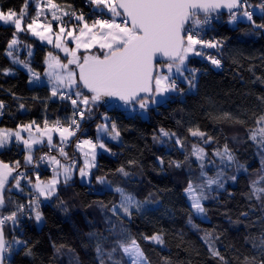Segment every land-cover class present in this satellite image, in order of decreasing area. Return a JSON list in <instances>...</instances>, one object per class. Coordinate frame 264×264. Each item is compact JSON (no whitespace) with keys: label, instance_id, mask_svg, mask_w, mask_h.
Returning <instances> with one entry per match:
<instances>
[{"label":"trees","instance_id":"obj_1","mask_svg":"<svg viewBox=\"0 0 264 264\" xmlns=\"http://www.w3.org/2000/svg\"><path fill=\"white\" fill-rule=\"evenodd\" d=\"M56 3L68 11L83 14L89 21L85 0H56ZM24 4L25 0H0V10L12 9L19 14ZM26 11L25 24L35 16L34 1L28 3ZM262 17L264 15L257 14L254 20L264 23ZM55 29H58L56 24ZM14 31V26L0 25V101L5 105L0 128L15 130L18 125L32 121L44 127L45 120L49 126L57 120L67 124L71 113L69 105L52 97L47 85L30 87L29 75L6 54ZM17 37L22 40L21 45L33 50L30 57L24 51L21 59L31 61V68L43 75L47 54L52 49L27 33H18ZM216 40L223 41L222 47L213 51L214 56L224 61V69L208 61L203 63L200 58L190 59L191 68H200L202 74L191 91L186 82L180 81L184 92L175 96V102L149 109L147 116L137 121L115 111L106 98L91 114L86 113L92 118L85 125L90 127L95 141L97 125L104 123L103 118L107 116L115 122L121 142L107 143L110 153L100 152L89 183L80 181L77 170L75 178L67 184L63 181L59 184L57 194L40 206L43 225L38 227L34 219L26 225L22 240L28 242L33 254L26 255L27 249L18 247L9 264H99L96 245L102 243L106 252L111 250L117 238L109 234L113 225L117 232L123 227L138 240L150 264L166 261L168 264H219L210 257L201 239L205 232L212 234L215 247L228 264H245L246 257L249 261L254 257L255 264H260L264 259V251L258 246L264 234V206L255 197L249 199V185L264 174V155L258 153L248 135L249 129L256 127V118L264 113V103L257 99L264 97V29L257 30L247 21H240L235 26L219 28ZM4 69H9V74L5 75ZM21 103L24 109H20ZM224 113L230 114L231 119H224ZM196 127L213 136L214 141L203 144L199 137L191 136L189 129ZM160 129L176 136L162 137ZM177 137L183 142V148L175 144ZM194 144L207 153L204 170L208 176H215L222 167L219 158L212 153L217 148L222 150L224 144L237 161L224 169V187L213 186V191L206 192L209 197L203 201L206 219L193 214L184 192L189 180L194 184L201 182L199 162L190 155ZM48 149L47 144L43 145L33 155ZM25 153L21 146L14 144L0 153V160L10 164L20 161L18 171L25 172L35 183L34 166H25ZM79 154L76 166L80 168L82 153ZM213 159L215 165L209 163ZM172 162H180L182 167L176 168ZM237 164L243 165V169L238 171ZM120 168L129 175L125 177L118 171ZM232 175L237 176L235 182L229 179ZM52 176L47 174L42 181ZM96 177H105L112 188H124L136 200L148 203L139 212L135 210L130 220L122 214L119 218L113 216L109 209L119 202V194L97 184ZM21 186L23 191L11 192L13 203L3 214L14 211L16 203L26 202L25 194L31 191V185L22 180ZM101 203L108 207L101 208ZM190 218L198 228L191 226ZM153 233H161L165 243L157 245L142 238V234ZM5 234L7 236V232ZM120 255L118 252L116 258Z\"/></svg>","mask_w":264,"mask_h":264},{"label":"snow or ice","instance_id":"obj_2","mask_svg":"<svg viewBox=\"0 0 264 264\" xmlns=\"http://www.w3.org/2000/svg\"><path fill=\"white\" fill-rule=\"evenodd\" d=\"M34 2L36 5L35 16L26 26L23 25V20L27 15L29 0H25L19 14L12 9L7 12L0 10V22L4 25L11 24L15 28L13 37L7 45L6 54L12 58L13 63H19L27 69L30 74V84L43 86L45 81L41 78L40 73L34 71L25 61L13 56V50L20 43L17 34L26 30L41 41L54 44L56 49L63 52L67 60L66 63L61 62L58 55H53L52 52L48 53L45 61L47 70L44 75L47 78V84L51 85V96L56 97L59 94L61 100L71 102L73 118L67 127L62 126L59 120L50 127L48 121L45 120L43 128L36 125L35 121L18 125L15 130L0 128V149L13 142L18 145L22 144L27 153L24 156L26 167L34 163L33 146L43 144L45 137L50 150L57 147L53 144V133L59 134L61 146L58 151L61 156L67 158L63 145L80 130V123L75 117L79 116L80 120H83L85 114H91L93 108L105 98L121 101L124 105L138 104L141 110H147L153 105L164 106L173 103L175 96L184 92V89L178 87L176 79L173 78L174 74L183 78L189 91L194 89L196 73L199 70L187 68L186 61L190 55L206 59L216 68L221 66V59L205 54L204 49L219 50L223 41L205 40L201 36L205 26L210 25L214 18L219 17L221 9L228 10L229 23L243 18L254 29H264V23L258 24L253 19L255 12L248 10L250 7L248 0H89V3L95 5L101 15L109 16L108 19L94 20L91 26L84 21L83 14H76L74 11L62 8L56 3V0H45L43 6L40 0H34ZM258 7L261 13H264V2ZM45 10L51 13L53 21L60 22L58 32H53L51 21L40 22V17L45 16ZM213 13H216L217 16L213 17ZM65 16L74 18L77 24L69 27L63 20ZM116 17H122V19L117 22ZM45 20H47V16H45ZM81 23L82 26H79ZM70 43L75 46L69 47ZM94 48L96 53L92 52ZM81 49H83V54H81ZM158 55L166 58L167 61L159 68L155 64ZM3 72L7 75L10 70L4 69ZM185 72H188L189 75L184 76ZM257 99L264 103V97H257ZM4 107V102L0 101V115L3 114ZM19 107L24 109L25 106L21 103ZM223 118L231 119L228 113H224ZM104 120V123L97 125L96 143L86 139L78 141L76 144L77 149L81 150L85 145L89 146L90 153H85V156L90 154L92 157L91 161L86 158L84 166L78 169L82 180L88 178L91 175V168L96 166L94 161L97 147L110 151L102 142V138L107 136L116 140L120 136L115 122H111L107 116L104 117ZM255 123L256 127L249 129L248 139L253 142L258 153L264 155V113L256 118ZM34 125L39 135H33ZM23 132L29 134L27 139L22 135ZM160 133L162 137L176 136L175 133L164 129H160ZM189 133L193 137H199L203 144H211L214 141L213 136L201 131L198 127L190 128ZM175 144L183 148V142L178 137L175 139ZM190 155L199 162L200 177L198 179L201 182L194 184L192 180H189L184 192L190 201V209L193 214L206 219V209L203 205V201L209 198L206 192L213 191V186L223 188L224 169L232 167L237 161L232 150L227 144H224L222 150L217 148L212 153L213 157L219 158L222 167L218 168L215 176H208L204 170V161L207 157L205 149L194 144ZM158 159L161 164L164 163L162 158ZM39 160H47L49 164L58 166L53 168V176L47 182L42 181L40 175L37 174L35 183H33L25 172L18 171L20 161L10 164L0 160V264H6L8 259L6 254H10L14 246L26 248V255L33 254L25 240L14 238L11 244L8 243L5 238V225L11 223L13 227L18 226L21 223L20 217L25 214H28L29 219L34 218L37 223L42 222L41 204L57 194V185L61 183L59 178L63 176V183L67 184L72 179L73 170L76 168L75 161L69 165H62L56 156L47 154L39 157ZM185 160H188V156L185 157ZM172 163L176 168L182 167L180 162ZM209 163L215 165L216 161L209 160ZM240 169H243V165L237 164V170ZM118 171L125 177L129 175L124 168H120ZM95 179L97 184L104 185L109 191L119 194V202L112 204L109 209L113 216L119 218L122 214L123 217L130 220L133 209L139 212L144 204L148 203L136 200L124 188H112L105 177H96ZM229 179L235 182L237 176L232 175ZM22 180L31 185L29 195L32 198L27 204L16 203L15 210L4 215V210L13 203L10 195L12 190L23 191ZM262 184H264V174L251 181L249 199L255 197L264 206V186H261ZM6 194L8 195L6 196ZM100 206L101 208L108 207L103 203ZM243 215L247 216V213ZM189 223L193 228H198L191 218ZM109 234L117 238L113 241L111 250L107 252L102 243H97L96 253L99 264H150L140 243L131 236L127 229L121 227L117 232L113 225L109 229ZM90 235L95 236L96 233ZM142 238L157 245L165 243L161 233H153L150 236L142 234ZM201 239L207 245L210 257L217 259L219 264H228V261L215 247L211 233L205 232ZM253 246L257 245L254 243ZM258 246L264 251V234H262ZM56 251H59V248ZM118 252L121 254L119 259L116 258ZM165 264L168 262L166 261ZM245 264H255V258L253 257L252 261H249L246 257ZM260 264H264V259L260 261Z\"/></svg>","mask_w":264,"mask_h":264},{"label":"built area","instance_id":"obj_3","mask_svg":"<svg viewBox=\"0 0 264 264\" xmlns=\"http://www.w3.org/2000/svg\"><path fill=\"white\" fill-rule=\"evenodd\" d=\"M87 7L89 8V21L85 18L84 16V21L87 23L92 24V22L96 19H108L109 16L108 15H101L99 13V10L96 8L95 5H92L89 3V0H85ZM264 2V0H256V1H248V5H250V7L248 8L249 11H254L256 13V11H260L259 9V5ZM261 12V11H260ZM264 14V13H263ZM217 14H213V17H216ZM202 18V17H201ZM255 18V16H254ZM65 19H67V21H65ZM122 19V17H116L117 22H119ZM64 22L68 24L69 27L76 25L77 22L75 21L74 18L71 17H67L65 16L63 18ZM239 22V19L234 22V23H229V14H219L218 18H214L211 22L210 25L205 26L204 30L201 32V36L203 37V39L205 40H216V33L219 30V28L225 27V26H235L237 23ZM72 23V24H71ZM82 26V23L79 25ZM214 49H204L205 54L207 55H213L214 56ZM216 56V55H215ZM217 58L221 59L220 57L216 56ZM202 62L205 63L207 62L206 59L202 58ZM209 62V61H208ZM225 67L224 61L221 60V66L218 68L220 70H223ZM199 71L196 73V79L202 74V70L200 68H196ZM60 101L64 102L65 104L67 103L70 107V118L68 120L67 124H63L61 122L62 126L67 127L68 124L70 123V120L73 118V106L71 105V102L69 100H61L59 98ZM124 104H118V103H113L112 104V108L123 114L125 116V118L127 119H133L135 121L141 119L142 115L147 112V110H141L137 107H130V108H125L123 106ZM128 106V105H127ZM78 122L80 123V130L76 132V135L73 137L69 138V141L63 145L65 152L67 153V158L63 157L60 155L58 148L61 146L60 142L56 145V148H52L50 150V148L48 150H46V152H41L39 154H37L34 157V163L32 164V166H34V170H35V177L37 174L40 175L41 180L44 178L43 176L49 174V175H53V168L54 167H58L55 165H51L47 162V160L45 161H40L39 157L44 156V155H50V156H56L57 159H59L61 161V164H66L69 165L71 164L73 161H75V164L78 165L79 162V158L81 156L80 150L77 149L76 144L78 141H83L86 139H90L92 140L94 143H96L95 138H93L91 136V129L89 126L85 125V122L88 121L90 118L85 114V117L83 120H80L79 116L75 117ZM30 192H27V194H25L26 196V202L24 204H27L28 201L32 198L29 195ZM42 205V204H41ZM21 223L16 226L13 227L12 225L7 226L6 225V232H7V241L9 244H11L13 242V239H23L24 238V234H25V228L27 225V221L29 220L28 218V214L22 215L20 217ZM6 238V236H5ZM20 246H14L13 247V251L10 254H6L8 256V259L6 261V264H9L12 257H13V252Z\"/></svg>","mask_w":264,"mask_h":264},{"label":"rangeland","instance_id":"obj_4","mask_svg":"<svg viewBox=\"0 0 264 264\" xmlns=\"http://www.w3.org/2000/svg\"><path fill=\"white\" fill-rule=\"evenodd\" d=\"M34 0H29V2H33ZM40 2H41V5L43 6V4H44V2H45V0H40ZM257 14H261V15H264L263 13H261L260 11H256V13H255V17L257 16ZM57 15H60V13H57ZM45 16H47V18H48V16L50 17V21H51V13L50 12H48L47 10H45ZM45 16H41L40 17V22H42V23H47V21L48 20H45ZM64 18V17H63ZM253 19H254V17H253ZM240 21H246V19H243V18H241V19H239V22ZM49 22V21H48ZM30 23V22H29ZM51 23L53 24V32L55 33V32H58L59 31V28L56 30L55 29V23H56V25H59V21H51ZM90 26H91V24L90 23H88ZM0 25H2V26H5V27H9V26H13V25H11V24H9V25H4L2 22H0ZM23 25L24 26H26L27 24H25V20H23ZM20 33H27V34H29L30 36H32V37H34V38H36L38 41H40V43L41 44H43V45H45V46H47V47H50L52 50L51 51H49V52H52L53 53V55H58L59 56V58H60V60H61V62H63V63H66L67 62V60L65 59V56H64V53L63 52H61L60 50H58V49H56L55 47H54V44H49L47 41H41L38 37H36V36H33V35H31V33L30 32H28V31H23V32H20ZM55 39V37L53 36V40ZM18 40L20 41V43L15 47V49L13 50V56H14V54H17V58L19 59V60H23V59H21V57H22V55H23V52L24 51H26V54H28V56L30 57L31 55H32V53H33V50H30L26 45H21V43H22V40H20L19 38H18ZM69 47H74L75 45L74 44H72V43H70L69 45H68ZM29 52H31V55H29ZM48 52V53H49ZM92 52L93 53H96V49L94 48V49H92ZM81 54H83V49H81ZM47 57H48V54H47ZM46 57V58H47ZM194 57L195 58H200V59H202L201 57H199V56H195V55H190L189 56V59H188V61H186V64H187V68H189V69H192L191 68V66H190V59H194ZM23 61H25V60H23ZM26 63H28L29 65H30V67H31V61H25ZM18 65H19V67L20 68H22L23 70H25L26 71V73L29 75V77H30V74H29V72L27 71V69H25L22 65H20L19 63H17ZM162 65H164V64H161L160 66H157V68H159V67H161ZM197 68V67H196ZM195 68V69H196ZM34 70V69H33ZM46 70H47V64H46ZM173 73H175V70H173ZM45 74V73H44ZM41 75V78L45 81V85H47V86H49L50 87V89H51V85H48L47 84V78L45 77V75ZM189 74H188V72H185L184 73V76H188ZM173 78L174 79H176V82H177V85H178V87L179 88H181V84H180V81L181 82H184L183 81V78L182 77H180V76H178V75H175L174 74V76H173ZM30 87H33V85L32 84H30ZM39 87H41V86H39ZM176 96H180V95H176ZM55 99L56 100H59V94L55 97ZM113 103H111V105H112ZM125 108H130L131 106L132 107H137V108H139V106H138V104L137 105H123ZM160 106H155V105H153V106H150L147 110H149V109H153V108H159ZM147 112H145L143 115H144V117H146L147 116V114H146ZM142 115V116H143ZM103 120H104V118H103ZM51 127V126H50ZM40 128H43V127H41L40 126ZM32 133H33V135H39V133H37L36 132V127H35V125L33 126V129H32ZM22 135L24 136V138L25 139H27L28 138V133L27 132H23L22 133ZM53 135V144H54V142H55V140L57 139V136H59V134L58 133H53L52 134ZM119 139H120V136H119V138L118 139H116V140H112L110 137H107V136H105V137H103L102 138V142H104L105 144H106V147H107V143L108 142H116V143H119L120 141H119ZM14 144H16L15 142H13V143H10L8 146H6L5 148H3V149H0V153H2L4 150H8V149H11L12 147H14ZM47 144V138L45 137L44 138V143L43 144H38V145H34L33 146V148H34V151H33V154H34V152H35V150L37 149V148H39V147H42L43 145H46ZM16 145H18V144H16ZM55 145V144H54ZM19 146H21L22 147V149L25 151V149L23 148V145L22 144H19ZM84 149H83V155H82V166L81 167H83L84 166V162H85V159L87 158L89 161H91V159H92V157H91V155L89 154L87 157L85 156V153H89L88 152V150H89V147L87 146V145H85L84 147H83ZM108 148V147H107ZM109 149V148H108ZM26 152V151H25ZM100 152H105V153H110L109 151H105L104 149H100L99 147H97V149H96V156H95V161H94V163H95V165H96V160H97V157L99 156V154H100ZM27 153H25V155H26ZM34 156L35 155H33V159H34ZM96 167V166H95ZM95 167H93V168H91V170H90V172L92 173V171L95 169ZM78 168L79 167H77L76 166V168L73 170V175H72V179L73 178H75L76 177V175H75V173H76V171L78 170ZM79 175V174H78ZM80 176V175H79ZM52 178V177H51ZM50 178V179H51ZM50 179H48V180H50ZM60 180H61V182L63 181V176H61L60 178H59ZM90 179H91V175L88 177V178H85V179H81V177H80V181L82 182V183H89L90 182ZM44 182H47V181H44ZM59 185H57V189L59 188L58 187ZM12 192H16V189H13L12 190ZM42 200H43V198H41ZM188 201H189V199H188ZM44 203V202H43ZM42 203V204H43ZM189 203H190V201H189ZM204 203V202H203ZM143 208V207H142ZM141 208V209H142ZM133 212L135 211V209H133L132 210ZM7 214H9V213H6V214H4V215H7ZM199 217V216H198ZM200 218V217H199ZM201 218H203V217H201ZM34 218H32V219H29L28 221H29V224H30V222H31V220H33ZM205 219V218H204ZM35 220V219H34ZM28 221H27V225H28ZM43 223H44V220L42 219V222H40V223H37V225H38V227H41L42 225H43ZM7 226H10L11 225V223H8V224H6ZM6 225H5V227H4V231L6 230ZM6 232V231H5ZM6 235V234H5ZM7 237L8 236H6V239H7Z\"/></svg>","mask_w":264,"mask_h":264},{"label":"water","instance_id":"obj_5","mask_svg":"<svg viewBox=\"0 0 264 264\" xmlns=\"http://www.w3.org/2000/svg\"><path fill=\"white\" fill-rule=\"evenodd\" d=\"M248 1H256V0H248ZM236 11V10H234ZM213 14H216V13H213ZM220 14H229L228 10L227 9H221L220 10ZM202 17V15H201ZM167 61H166V58L162 57V56H157L156 57V61H155V64H156V67L157 66H160L161 64H165ZM86 91V90H85ZM108 100V102L110 103H118V104H123V102L121 101H118V100H114V99H109V98H106ZM15 174V173H14ZM14 182V181H13Z\"/></svg>","mask_w":264,"mask_h":264},{"label":"crops","instance_id":"obj_6","mask_svg":"<svg viewBox=\"0 0 264 264\" xmlns=\"http://www.w3.org/2000/svg\"><path fill=\"white\" fill-rule=\"evenodd\" d=\"M48 21H50V18L49 19H47ZM51 21H52V19H51ZM56 24V23H55ZM57 30V29H56ZM119 141H120V139H119ZM60 142V138H59V136H57V139L55 140V142H54V144L55 145H57V143H59ZM121 142V141H120ZM119 142V143H120ZM89 147V146H88ZM84 149V148H83ZM83 149L81 150V149H79L80 150V152L82 153V155H83ZM88 152L90 153V148H89V150H88ZM82 158V157H81ZM81 163H82V159H81Z\"/></svg>","mask_w":264,"mask_h":264}]
</instances>
